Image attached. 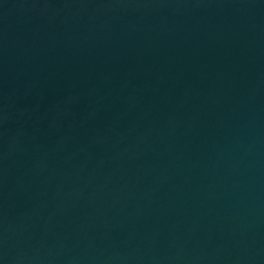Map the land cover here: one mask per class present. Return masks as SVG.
<instances>
[{
  "label": "water",
  "instance_id": "95a60500",
  "mask_svg": "<svg viewBox=\"0 0 264 264\" xmlns=\"http://www.w3.org/2000/svg\"><path fill=\"white\" fill-rule=\"evenodd\" d=\"M0 264H264V0H0Z\"/></svg>",
  "mask_w": 264,
  "mask_h": 264
}]
</instances>
